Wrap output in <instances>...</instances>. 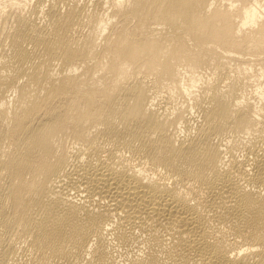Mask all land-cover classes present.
I'll use <instances>...</instances> for the list:
<instances>
[{"label":"bare ground","instance_id":"bare-ground-1","mask_svg":"<svg viewBox=\"0 0 264 264\" xmlns=\"http://www.w3.org/2000/svg\"><path fill=\"white\" fill-rule=\"evenodd\" d=\"M0 264H264V0H0Z\"/></svg>","mask_w":264,"mask_h":264},{"label":"rangeland","instance_id":"rangeland-1","mask_svg":"<svg viewBox=\"0 0 264 264\" xmlns=\"http://www.w3.org/2000/svg\"><path fill=\"white\" fill-rule=\"evenodd\" d=\"M160 99H164L163 97H160Z\"/></svg>","mask_w":264,"mask_h":264}]
</instances>
